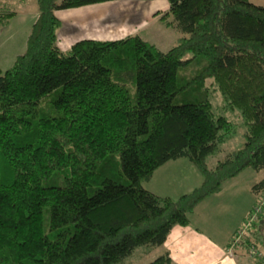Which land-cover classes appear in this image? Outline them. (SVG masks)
<instances>
[{
	"label": "trees",
	"instance_id": "trees-1",
	"mask_svg": "<svg viewBox=\"0 0 264 264\" xmlns=\"http://www.w3.org/2000/svg\"><path fill=\"white\" fill-rule=\"evenodd\" d=\"M106 1L34 0L24 50L0 70V264H122L188 225L224 181L264 169V6L167 0L165 24L183 36L166 51L136 34L61 51L54 11ZM2 6L6 24L15 13ZM212 91L244 133L208 168L232 131ZM180 158L200 174L198 186L175 199L143 187ZM250 190L259 197L247 218L262 235L252 264H264V175ZM145 264L177 263L163 252Z\"/></svg>",
	"mask_w": 264,
	"mask_h": 264
},
{
	"label": "rangeland",
	"instance_id": "rangeland-1",
	"mask_svg": "<svg viewBox=\"0 0 264 264\" xmlns=\"http://www.w3.org/2000/svg\"><path fill=\"white\" fill-rule=\"evenodd\" d=\"M5 4L8 8L3 7ZM0 6L4 11L11 10L15 13L6 24H0V70H4L24 50L25 37L36 15V9L34 0H0ZM167 10V0H112L62 11L60 15L58 13L60 22L54 31L56 45L61 51H66L68 44L83 38L109 40L136 34L158 50L166 51L183 36L165 24L170 20V14L165 15ZM191 73L192 70L189 74ZM189 74L184 73L181 76L186 78ZM205 85L208 90L212 89L208 80ZM208 95L214 112L232 123V131L220 145L219 151L206 158V165L211 168L228 152L241 146L244 126L236 116V110L222 109V99L217 92L212 91ZM263 175L264 169L254 171L247 168L236 177L227 179L223 182L220 193L208 198L197 209V215H194L198 217L197 220H191V224L195 225L196 221L203 219L205 228H209L208 232L213 229L218 236L223 235V228L226 230L225 236L229 231L228 237L235 228H239L235 230L232 244L243 258L242 264L255 263L262 254L260 243H256L261 240L262 235L256 233L258 229L253 225L256 216L249 215L247 218V214L257 205L259 197L250 187ZM261 202L264 203L263 198ZM214 228L222 233L217 234ZM249 242L256 243V247L251 248ZM159 253L157 247L147 254L143 253L142 247H137L123 259L122 264H145Z\"/></svg>",
	"mask_w": 264,
	"mask_h": 264
},
{
	"label": "crops",
	"instance_id": "crops-1",
	"mask_svg": "<svg viewBox=\"0 0 264 264\" xmlns=\"http://www.w3.org/2000/svg\"><path fill=\"white\" fill-rule=\"evenodd\" d=\"M248 1L254 5L264 6V0ZM71 9L72 8L56 10L54 11V15L60 22L58 13L60 15L62 11H69ZM74 42L67 45L68 49ZM200 182L201 176L195 167L186 159L180 158L166 161L157 167L153 171L151 177L143 183V187L154 194L167 196L173 199L198 186ZM220 191L221 189L207 196L194 207L193 211L189 214L188 225H174L171 227L165 240L162 244L157 246L160 253L167 252L172 261L177 264H242L243 258L239 256L240 254L237 252V247L230 242L233 233L238 228H235L228 237L229 231H227V236H225V228H223L222 236L216 235L213 229L208 232L209 228H205V222L201 218L199 221H196L195 225L191 224L192 219L197 220L196 218H198L194 215H197L196 212L200 205L211 196L220 193ZM214 229L217 234H220L218 233L221 232L220 230Z\"/></svg>",
	"mask_w": 264,
	"mask_h": 264
},
{
	"label": "built area",
	"instance_id": "built-area-1",
	"mask_svg": "<svg viewBox=\"0 0 264 264\" xmlns=\"http://www.w3.org/2000/svg\"><path fill=\"white\" fill-rule=\"evenodd\" d=\"M255 210H257V208H255Z\"/></svg>",
	"mask_w": 264,
	"mask_h": 264
}]
</instances>
